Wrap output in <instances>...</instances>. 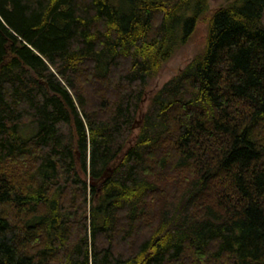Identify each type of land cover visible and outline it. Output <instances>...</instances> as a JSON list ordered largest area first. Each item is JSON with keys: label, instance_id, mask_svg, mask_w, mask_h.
I'll return each instance as SVG.
<instances>
[{"label": "trees", "instance_id": "trees-1", "mask_svg": "<svg viewBox=\"0 0 264 264\" xmlns=\"http://www.w3.org/2000/svg\"><path fill=\"white\" fill-rule=\"evenodd\" d=\"M263 13L0 0V264H264ZM204 20L202 52L141 112Z\"/></svg>", "mask_w": 264, "mask_h": 264}, {"label": "rangeland", "instance_id": "rangeland-1", "mask_svg": "<svg viewBox=\"0 0 264 264\" xmlns=\"http://www.w3.org/2000/svg\"><path fill=\"white\" fill-rule=\"evenodd\" d=\"M226 1L227 0H210V6L214 9ZM206 32V21H199L189 41L184 45H179V43L176 44L171 58L164 63L159 73L149 78L146 84L141 88L144 91L142 95L143 102L140 109L141 112L147 113V110L150 107V99L154 93L160 89L166 81L174 77L178 71L182 70L197 54L202 52L205 45ZM141 122L142 116H135L134 127H132L131 130L124 132V144L126 147L134 142L139 133ZM36 128V124L24 126L20 129V134L25 137L32 135L36 132ZM60 128L68 139V137L71 136L70 127L67 124H60ZM77 154L80 156L79 153Z\"/></svg>", "mask_w": 264, "mask_h": 264}, {"label": "water", "instance_id": "water-1", "mask_svg": "<svg viewBox=\"0 0 264 264\" xmlns=\"http://www.w3.org/2000/svg\"><path fill=\"white\" fill-rule=\"evenodd\" d=\"M133 127H134V125H133ZM105 174H106V173H105ZM101 178H103V177H101ZM102 181H103V179H102ZM93 184H98V183H97V182H95V183L93 182Z\"/></svg>", "mask_w": 264, "mask_h": 264}]
</instances>
